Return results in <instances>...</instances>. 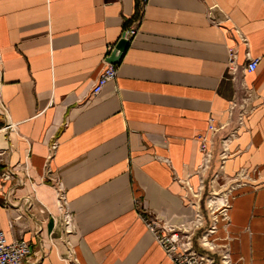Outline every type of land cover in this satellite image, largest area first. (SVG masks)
Instances as JSON below:
<instances>
[{"label": "crops", "instance_id": "1", "mask_svg": "<svg viewBox=\"0 0 264 264\" xmlns=\"http://www.w3.org/2000/svg\"><path fill=\"white\" fill-rule=\"evenodd\" d=\"M132 25L116 80L91 95ZM0 46V229L30 244L25 264H176L134 199L175 226L202 213L196 242L221 191L214 253L264 264V0H0ZM211 117L224 127L200 171Z\"/></svg>", "mask_w": 264, "mask_h": 264}, {"label": "built area", "instance_id": "2", "mask_svg": "<svg viewBox=\"0 0 264 264\" xmlns=\"http://www.w3.org/2000/svg\"><path fill=\"white\" fill-rule=\"evenodd\" d=\"M138 32V27L132 25L130 27L124 28L117 40V42L109 44L106 48V52L103 56V68L94 82L91 90V95H98L104 85L110 81H115L117 78L118 65L122 59V56L126 49L121 50L117 47L120 41L127 43V46L132 42ZM127 48V47H126ZM114 54V56L119 57L118 61L110 62L109 57ZM2 64V50L0 46V66ZM228 64L229 68L234 69L236 62L233 56V49H228ZM258 65V58L249 59L245 65V71L252 72L256 69ZM239 126L243 125L242 118L239 116ZM224 127V124L217 123V121L211 117L208 121L206 129L197 136L199 142V150L201 154V163L199 170H207L210 166L213 157V146L215 142V137L217 132ZM235 137L232 134L230 140ZM227 144L228 140L223 141V152L221 154L224 160L227 156ZM52 149L56 148V143L52 144ZM59 184V183H58ZM60 186V184H59ZM191 191V188L189 187ZM198 196L197 193H195ZM134 204L137 208V213L145 227L153 235L155 241L160 245L165 254L176 264H231L228 252H222L219 257L214 253L212 247L207 248V243L210 236L214 234L217 230V216L222 214V218L228 220V201L227 198L223 199L220 203L221 206L213 209L208 201V209L211 215L210 224L201 232L200 236L196 240L197 245L202 249L199 250L196 247L195 235L197 229H202L204 227V218L202 213L197 212L196 218L190 224L182 225H172L163 219L159 218L157 215L153 214L151 211L145 209L141 201L138 198L134 199ZM56 205L60 218L67 231L73 228V217L70 213L67 205V198L61 186L56 191ZM215 206V205H214ZM30 244L24 240L16 239L11 242L6 240L5 234L2 229H0V264H25L27 259L31 255ZM70 264H79L74 256L71 254L68 256Z\"/></svg>", "mask_w": 264, "mask_h": 264}, {"label": "rangeland", "instance_id": "3", "mask_svg": "<svg viewBox=\"0 0 264 264\" xmlns=\"http://www.w3.org/2000/svg\"><path fill=\"white\" fill-rule=\"evenodd\" d=\"M224 194V191H221V192H216L215 194H213V195H216L215 197H220V196H222ZM209 196H210V194H209ZM194 197L195 198H197V196L195 195V192H194ZM215 197H213L211 200H210V198H209V203L211 204V207L213 208V209H215L216 207H218L217 205H216V203L214 202V201H216V199H215ZM224 197V196H223ZM218 204V203H217ZM215 205V206H214ZM207 248H209V247H212L211 249L212 250H214V251H216L217 249H218V242H217V240H214V238L212 237V236H210V239H209V241H208V243H207Z\"/></svg>", "mask_w": 264, "mask_h": 264}, {"label": "water", "instance_id": "4", "mask_svg": "<svg viewBox=\"0 0 264 264\" xmlns=\"http://www.w3.org/2000/svg\"><path fill=\"white\" fill-rule=\"evenodd\" d=\"M117 47H118L119 49H121V50H124V49H126V47H127V43L124 42V41H120V42L118 43ZM118 59H119V57H116V56H114V54H112V55L109 57L108 60H109L110 62H116V61H118Z\"/></svg>", "mask_w": 264, "mask_h": 264}, {"label": "trees", "instance_id": "5", "mask_svg": "<svg viewBox=\"0 0 264 264\" xmlns=\"http://www.w3.org/2000/svg\"><path fill=\"white\" fill-rule=\"evenodd\" d=\"M196 247H197L199 250H202L197 244H196Z\"/></svg>", "mask_w": 264, "mask_h": 264}]
</instances>
